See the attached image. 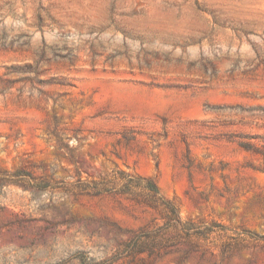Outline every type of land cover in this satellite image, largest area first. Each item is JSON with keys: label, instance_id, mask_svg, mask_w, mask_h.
Instances as JSON below:
<instances>
[{"label": "rangeland", "instance_id": "374dc122", "mask_svg": "<svg viewBox=\"0 0 264 264\" xmlns=\"http://www.w3.org/2000/svg\"><path fill=\"white\" fill-rule=\"evenodd\" d=\"M0 264H264V0H0Z\"/></svg>", "mask_w": 264, "mask_h": 264}, {"label": "trees", "instance_id": "16d2710c", "mask_svg": "<svg viewBox=\"0 0 264 264\" xmlns=\"http://www.w3.org/2000/svg\"><path fill=\"white\" fill-rule=\"evenodd\" d=\"M148 189L154 193V196L156 197L157 194H158V191L156 189V187L151 183L149 182L148 185H147ZM172 213H175V211L172 209Z\"/></svg>", "mask_w": 264, "mask_h": 264}]
</instances>
